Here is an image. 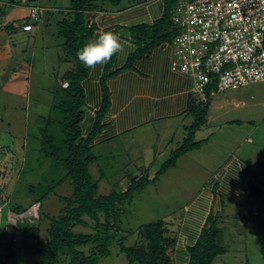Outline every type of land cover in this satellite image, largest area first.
<instances>
[{"label":"rangeland","instance_id":"1","mask_svg":"<svg viewBox=\"0 0 264 264\" xmlns=\"http://www.w3.org/2000/svg\"><path fill=\"white\" fill-rule=\"evenodd\" d=\"M33 3L44 8L38 30L33 31L35 37H24L19 27L13 30L12 39L6 35L0 39V188L1 197L5 198L0 204L3 207L0 256L13 251L8 264H39L37 252L21 234L22 226L11 224L8 209L29 208L23 213L28 217L41 200L37 209L41 214L40 238L46 242L49 220L44 214L59 217L66 205L60 196H71L73 192L66 180L41 199L54 181L66 173L63 164L55 159L57 150L52 158L45 155L44 148L59 145L64 136L63 115L56 106L63 97L59 82L75 64L66 57L56 21L58 9L68 7L70 0H34ZM19 12L21 9L15 7L7 13L18 16ZM7 18L8 14L0 21L6 24ZM23 19L18 21L21 23ZM209 97L210 117L195 132L196 140L206 141L200 148L181 155L176 166L169 168L156 184L135 193L133 202L128 204L129 210L114 230L116 238L111 240V254L101 258L98 264H130L121 252L118 238L124 236L126 245H140L143 239L138 233L139 226L156 220L163 221V240L174 264H188L187 241L194 244V238L189 237L201 233L206 219L195 212L187 213V209L194 201L200 202L198 196L209 192L214 179L222 178L220 172L230 158H241L253 172L264 177V81L225 91L213 87ZM193 121L190 115L188 121L172 128L169 134H157L142 126L135 130L136 139L119 137L96 144L93 153L97 160L89 165V170L98 183L97 195L121 192L134 178L146 173L153 177L187 138V128ZM226 167L232 168L231 163ZM219 201L222 202L218 212L222 215L220 243L226 252L219 254L213 264H264V215L249 214L240 203L226 196ZM86 220L89 225H77L75 230L94 232L95 221L88 217ZM193 223L201 229L190 225ZM190 227L197 231L192 234Z\"/></svg>","mask_w":264,"mask_h":264},{"label":"trees","instance_id":"2","mask_svg":"<svg viewBox=\"0 0 264 264\" xmlns=\"http://www.w3.org/2000/svg\"><path fill=\"white\" fill-rule=\"evenodd\" d=\"M151 0H70L68 7L58 9L57 34L63 38L66 57L73 60L74 69L65 73L62 80L69 82L68 87H63L60 83L59 91L63 92V97L56 104L63 115V139L58 145L51 144L44 148L47 157L54 156L57 150L56 160L60 161L66 169L65 175L54 181L52 188L41 197L45 199L47 195L60 185L63 181L69 180L73 187L71 196H60L66 202L63 212L59 217L44 214L48 218V239L46 242L40 238L41 214L39 211L29 217L22 216L29 208L22 206L8 209L11 224L21 225V234L37 252L39 264H98L100 259L111 254L110 247L115 240V233L118 222L129 210L128 204L133 202L135 193L142 191L150 184H156L160 177L171 167L176 166L178 158L186 152L200 148L206 141L195 139L196 130L206 124L209 115L210 93L216 84L210 83L206 89V99L201 100L191 108L193 123L187 128L188 136L176 150L171 152V156L162 163L159 170L153 177L145 174L136 177L129 183L125 190L112 191L107 195H97L98 183L89 170V165L97 160L93 153L95 138L101 128L100 120L104 116L108 104V92L104 90V100L98 120L94 129L84 135L82 122L85 119L86 104L85 93L82 81L89 74L90 68L86 67L78 57V51L89 42L92 29L87 25L86 14L94 10H109L122 8L124 2L136 4ZM178 0H165L166 11L162 18L156 20L152 25H139L136 30L139 33L140 43L138 48L130 55L124 67H130L133 61L143 53L148 52L154 46L165 42H172L178 33L177 27L171 20V10ZM34 0H0V20L8 14L10 8H21L34 4ZM42 8V7H40ZM44 10V8H42ZM50 13V12H49ZM21 21V20H20ZM27 20H18L3 24L0 21V31L12 33L13 30L21 27ZM20 23V24H19ZM59 136V133H57ZM61 136V134H60ZM208 140V139H207ZM52 141V140H51ZM50 142V141H49ZM58 145L57 147H55ZM1 152V151H0ZM221 185V183H219ZM218 185L214 186L216 190ZM230 187V186H227ZM0 204L5 201L1 197ZM41 200L36 203L41 207ZM0 211L3 207L0 205ZM14 217V218H13ZM86 217L95 221L94 232L76 231L77 225H89ZM222 215L211 212L193 245L188 246V264H213L219 254L226 252L221 245L222 228L220 225ZM15 219V220H14ZM16 221V222H15ZM121 226V224H120ZM138 233L142 237L140 245H126L125 237L118 238L121 252H123L130 264H174L169 247L163 240V221L156 220L143 223L139 226ZM112 240V241H111ZM85 247L88 250L84 249ZM14 256L11 251L7 256H0V264H8L10 257Z\"/></svg>","mask_w":264,"mask_h":264},{"label":"crops","instance_id":"3","mask_svg":"<svg viewBox=\"0 0 264 264\" xmlns=\"http://www.w3.org/2000/svg\"><path fill=\"white\" fill-rule=\"evenodd\" d=\"M20 9L18 16L8 13L7 23L27 17V6H21ZM26 9L27 13L24 12ZM165 11V0H151L133 5L124 2L122 8L107 11L99 9L86 14L87 25L92 29L89 42L95 40L99 33L112 31L120 36L124 45L107 64L97 65L94 70L90 69L82 81L87 108L82 122L84 135L94 129L103 106L104 90L108 92L109 100L104 116L100 120L101 128L95 138V144L109 143L119 137L134 138L135 130L142 126L155 130L157 134L167 132L169 134L172 128L188 121L193 105L204 99L195 94L194 82L190 76L173 69L174 48L170 42L164 41L154 46L136 58L132 66L124 67L140 44L136 27L152 25L163 17ZM37 25L35 28L38 30ZM34 30L30 32L22 30L24 37L26 35L30 38L35 37ZM0 33V39L5 35L9 39L14 36V33L8 36L9 33L5 31ZM157 129L161 132L156 131ZM153 160H156V156ZM229 162L232 168L226 167ZM221 173L222 178L214 179L209 192L199 195L200 202L194 201L187 209V213L195 212L194 214L200 218L207 219L211 212L218 214L222 208V202L218 203V200L226 196L240 203L249 214L264 215V177L258 172H253L241 158H230ZM215 182L221 183L216 190L213 185ZM190 225L196 226L194 223ZM193 228H189L192 234L197 231ZM198 236L199 234H194L189 239L194 238L196 241ZM187 243L188 246L193 245L189 241Z\"/></svg>","mask_w":264,"mask_h":264},{"label":"built area","instance_id":"4","mask_svg":"<svg viewBox=\"0 0 264 264\" xmlns=\"http://www.w3.org/2000/svg\"><path fill=\"white\" fill-rule=\"evenodd\" d=\"M42 11L28 8L23 31L33 29ZM171 20L178 29L172 66L193 79L195 94L205 99L210 83L225 91L264 81V0H178Z\"/></svg>","mask_w":264,"mask_h":264},{"label":"clouds","instance_id":"5","mask_svg":"<svg viewBox=\"0 0 264 264\" xmlns=\"http://www.w3.org/2000/svg\"><path fill=\"white\" fill-rule=\"evenodd\" d=\"M43 13H44V10L42 11L40 20L33 23L32 30H34L38 22L42 20ZM25 19L27 20V22H29L28 17ZM24 24L21 25V30H23L22 26ZM25 32H30V31H25ZM123 47L124 45L121 41L120 36L117 33L112 32V31H104L102 33H99L95 40L90 41L89 43L85 44L82 47V49L78 51V57H79V60L86 67L94 70L97 65L102 66V65L107 64L114 55H116L122 50Z\"/></svg>","mask_w":264,"mask_h":264}]
</instances>
